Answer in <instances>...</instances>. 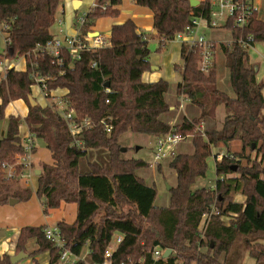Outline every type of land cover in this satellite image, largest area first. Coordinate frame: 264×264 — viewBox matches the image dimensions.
Masks as SVG:
<instances>
[{"label": "trees", "instance_id": "obj_1", "mask_svg": "<svg viewBox=\"0 0 264 264\" xmlns=\"http://www.w3.org/2000/svg\"><path fill=\"white\" fill-rule=\"evenodd\" d=\"M133 1L152 12L160 48L184 32L194 16L210 11V0H200L197 6H191V0ZM98 2L109 4L105 10L97 8L88 14L81 27L83 33L91 31L101 17L120 15L122 0ZM61 3L0 0V28L7 25L10 38L0 61L27 59L25 70L11 68L0 80V122L8 119L7 130L0 138V206L11 199L22 201L32 196L30 189H15L17 182L5 180L1 170L2 163L11 164L25 152L21 144V127L25 124L42 140L53 161L43 164L38 176L37 194L44 212L59 209L63 203L76 205L75 221L57 224L66 248L73 254L80 255L87 245L90 263L104 264L112 238L121 234L124 240L112 264H245L246 257L264 264V85L258 82L249 55L251 47L264 43V12L243 31L231 22L227 25L234 42L230 47L221 43L219 48L226 57L233 96L218 88L216 63L209 74L202 73L199 52L182 44L183 65H175L182 80L175 94L189 97L201 109V115L172 126L163 119L172 107L166 99L171 84L165 79L144 81L143 75L152 69L149 40L138 32L132 19L111 27L110 47L83 51L78 59L64 51L63 61L58 63L45 53L34 52L52 39L51 28ZM240 38L245 43H240ZM94 62L96 66L92 67ZM34 75L49 77L50 96L62 98L79 119L88 117L93 122V127L77 137L80 145L53 107L31 105ZM19 100L28 105L25 117H6L10 103ZM218 107L225 111L223 125L202 132L203 122L213 117ZM106 124L112 126L111 132H107ZM170 131L193 137V152L170 157L169 167L176 174L177 184L170 191L169 205L158 207L157 189L137 172L151 164L140 158H124L120 139L128 133L157 137ZM234 141H240L243 150L255 152V158L248 155V165L243 166L242 155L227 153L216 161L215 188H194L199 178L207 176L213 150ZM91 149L106 150L108 164L89 161ZM83 159L87 160V172L80 169ZM233 174L239 176L230 177ZM239 192L245 201L234 200ZM213 206L220 214L211 217L202 237L203 216ZM223 217L230 221L225 223ZM46 228H22L15 255L25 252L30 258L48 251L50 264H59L61 250L46 238ZM156 245L171 248L176 255L156 259L152 252ZM11 257L0 254V264H13ZM75 264H86V260Z\"/></svg>", "mask_w": 264, "mask_h": 264}, {"label": "rangeland", "instance_id": "obj_2", "mask_svg": "<svg viewBox=\"0 0 264 264\" xmlns=\"http://www.w3.org/2000/svg\"><path fill=\"white\" fill-rule=\"evenodd\" d=\"M131 0H122V4L120 5V10H123L127 7V4ZM96 2V1H95ZM94 2V3H95ZM102 18V19H101ZM99 18L100 25L104 23H110V19L112 17H101ZM151 22V21H149ZM223 21H221L222 24ZM55 25L51 28V31H54ZM147 30V31H146ZM148 35H154L156 38L157 33H154L152 30L145 29ZM102 32H106L103 30ZM2 31L0 30V53L3 52L5 48V41L2 38ZM200 34L205 36L207 39L214 38L217 42H224L230 38V33L223 29H202ZM180 48L181 42L179 40H173L165 47L160 48L159 40L156 38L155 40H149V49L151 51L150 61H158L159 67L161 69L158 72L163 74V79L169 80L168 82L171 84V91H174L177 84L181 82L182 77L180 72L176 69L175 65H183V61L180 55ZM250 55V63L255 67L258 68L257 70V80L259 83L264 85V43H257L255 46L249 49ZM17 63L16 61H13ZM18 64V63H17ZM152 64V63H151ZM23 65L18 64V68H22ZM216 67L218 70V88L222 91L227 92L231 96L233 93L230 88L229 83V70L226 65V57L223 54V51L218 47L217 55H216ZM264 94V88H263ZM32 97L41 105L45 102V98L40 90V87L36 84L32 88ZM167 100H170V105H178V102L182 103L184 110L180 113L176 111L173 112V125L181 124L183 121L184 113L190 119H194L201 115V109L198 108L193 102L189 99V97L184 96L182 98L177 97L175 94H171L170 92L166 96ZM48 101V100H47ZM52 104L53 99H49V102ZM27 104V103H26ZM21 102L13 103L9 105L6 109V117L9 114H16L21 110ZM28 106V105H27ZM174 116V117H173ZM22 118V117H21ZM225 119V111L223 107H218L215 115L211 118L206 119L205 125L203 126L204 130L209 129H220L223 125ZM8 125V119H4L0 122V138L2 137L1 134L6 132ZM24 126H26L24 124ZM193 137L188 136L185 140H183L177 147L175 153L181 154H189L193 152ZM123 148L127 150L124 152V158L126 159H133V158H140L151 165L147 168L140 169L138 175L145 179L149 185L154 186L158 191V197L156 200V206L158 207H166L169 205L170 202V191L171 189L177 184V178L175 172L170 169L169 163L170 158L163 161L161 164H153L152 163V152L155 143V137L153 136H145V135H135L128 133L121 137L120 139ZM220 153H229L231 155L237 154L242 155L241 164L243 166L248 165V155H250V159L255 158V152H252L250 149L243 150L242 144L240 141H234L229 145L220 144L219 147L213 150V155L209 160V170L208 174L205 178H199L197 180L196 185L194 188H203V187H215L216 183V174H215V165L216 161L218 160L217 154ZM35 168L39 167L42 168L43 164H51L52 158L50 155L49 150L46 148L45 144L42 140L38 141L37 151L35 154ZM88 159L91 162L98 163L100 165H107L108 164V154L106 150H94L91 149L88 155ZM251 164V163H250ZM264 164V163H263ZM80 169L82 172H87L89 170L87 166V160L83 159L80 163ZM239 175L233 174L230 177H238ZM15 189H30L32 192V196L29 200H22L16 204L11 205L6 204L7 207L0 208V242L5 241L7 238H12L13 235L24 227L27 226H41V225H53L57 224L62 219L67 221H74L76 217V206L67 205L66 208H59V209H52L48 211V214L44 212V205L42 200L39 198L37 194V178L35 177L34 180L26 186L25 183H16ZM171 187L168 189V187ZM234 200L239 202L245 201V196L243 194L236 193L233 196ZM73 209H70V208ZM225 223H228L230 220L228 217L222 218ZM253 242H255L253 240ZM48 252V251H47ZM47 252L41 253L45 254ZM49 253V252H48ZM89 253V247L86 245L81 252V260H86V264H91L89 259H87ZM40 255V254H39ZM38 256V255H37ZM35 257V256H34ZM34 257L31 258V264H41L43 263L48 257L43 255L40 259L35 261ZM245 264H255L254 260L250 259L249 257L245 258Z\"/></svg>", "mask_w": 264, "mask_h": 264}, {"label": "built area", "instance_id": "obj_3", "mask_svg": "<svg viewBox=\"0 0 264 264\" xmlns=\"http://www.w3.org/2000/svg\"><path fill=\"white\" fill-rule=\"evenodd\" d=\"M108 2L101 4L96 1L89 12L84 13L78 19V25L81 27L87 22V16L89 13L93 12L95 9L100 8L105 10L108 6ZM264 12V0H210V11L207 15L194 16L192 18V23L186 27L184 32L175 35L174 40H179L182 44L189 47L190 50L199 52L200 61L199 69L204 74H209L215 63L218 47L221 43H225L227 47H230L234 40L228 39L224 42H217L214 38L207 39L205 36L200 34L202 29H223L229 31L227 27L228 23L234 26V28L239 30L247 29L254 19H258L262 16ZM221 21L222 24H221ZM60 24L62 21L60 20ZM8 26L5 25L4 31L7 32ZM146 39V36H144ZM10 41L9 36L6 37L5 42ZM240 43H245L243 38L238 40ZM111 40L104 37L103 35H94L90 32L82 33L80 30L74 35H55L44 45L37 47V51L40 53H45L56 59L58 63H62V54L64 51H69L73 59L80 58V54L83 51H96L100 48L110 47ZM245 46H247L245 44ZM26 58V57H25ZM27 60V59H26ZM96 63L92 64L95 67ZM14 64L5 65L4 64V77L9 69L15 68ZM25 70V69H24ZM36 84L40 87L43 96L47 99L52 98L50 92L47 89V81L49 77H40L39 75H34ZM1 78L0 80H2ZM51 107L55 109L67 122L71 135L75 138V143L80 145L81 142L77 137L88 128L93 127V122L88 118L79 119L76 111L73 108H68L66 103L62 98H57L50 104ZM181 105L180 108H182ZM107 132H111L112 126L106 124ZM203 132V126L201 127ZM183 134L170 131L167 134L155 137V143L152 152V163L158 164L164 159L170 158L177 150L178 145L187 138ZM21 144L25 149L23 154L16 156L13 163H2L1 170L4 175V179L7 181H15L18 183H25L28 186L36 177V170L34 166L35 154L37 151V145L39 138L31 132H27L21 135ZM226 156L225 153L217 154V161H221ZM221 179L224 176L220 177ZM211 187L210 189H214ZM216 214L219 215L220 211L217 207L213 206L211 212L204 214L203 220L200 226L202 231V237H204V231L209 223L211 217ZM46 238L53 242L61 250V256L59 264H75L77 261L81 260L80 255L73 254L70 250L66 248V243L60 235V231L57 226H48L45 229ZM124 240V236L121 234H116L109 246L105 251V263L112 264L111 259L115 252L120 247ZM168 248H164L161 245H156L152 248V252L156 259H167L164 258V252ZM90 253V251H89ZM171 256V255H170ZM125 264V263H121ZM134 264V263H132Z\"/></svg>", "mask_w": 264, "mask_h": 264}, {"label": "crops", "instance_id": "obj_4", "mask_svg": "<svg viewBox=\"0 0 264 264\" xmlns=\"http://www.w3.org/2000/svg\"><path fill=\"white\" fill-rule=\"evenodd\" d=\"M95 1H98V0H62V3L60 5V8H59V10L57 12V15H56L57 24L54 27V31L53 32L51 31L52 35L53 36H55V35H61V36L74 35L79 30L82 32V30L80 29V27L78 25V19L84 13H87V12L90 11V9H91V7H92V5L94 4ZM119 9H120V6H119ZM129 19H132L136 23V25L138 27V32L144 34V36H146L147 40H153V39L155 40L156 38L158 39V33L154 29V26H153V14H152V12L148 8H145V7L137 5L133 0H131L127 4L126 8H124L123 10H120V15L118 17L110 19V23H104V24L100 25V21L101 20L98 19L96 21V24L91 27V31H89V32L94 34V35H103L104 37H106V38L111 40V27L113 25L123 24L124 22H126ZM60 20L62 21V24H60ZM149 21H151V22H149ZM145 29L152 30V31H154V33H157L156 38H155L154 35H151V36L148 35V33L146 32L147 30L144 31ZM0 30L3 33L2 34L3 35L2 38L5 41L6 37L8 36V33L4 31V27L0 28ZM103 30H106V32L105 33L102 32ZM227 32L230 33V38L229 39H231L232 38L231 37V30H229ZM6 44L7 43L5 42V47H6ZM4 51H5V48H4L2 53H4ZM181 51H182V43H181V48H180V55H181ZM13 61H16L18 64L22 63L23 67L22 68H18V64L13 62ZM151 63H152V69H151V71H148V72H146L143 75L144 81H146V82H157L160 79H163L164 78L163 74L161 72H158L161 69V67L157 66L159 62L151 60ZM4 64L5 65L14 64L16 66L15 68L17 70H24L27 67V60H26L25 57H22V58H19V59H13V60L2 59L0 61V79L3 78L4 75H5L4 71H3ZM256 70H258V68H256ZM166 81H169V80H166ZM56 94H58V93H56ZM171 94H175V90L174 91L170 90V95ZM182 97H184V96H181L179 98H182ZM57 98H60V97H52L51 99H53V101H54ZM167 101L170 103V100H167ZM17 102H21L22 105H21V110L19 112H17L15 115H20L21 117H25V115L28 112V106H27L26 102L23 101V100H19V101L11 102L10 105L13 104V103L15 104ZM47 102H49V99L45 98V102L43 104H46V105L50 106V103H47ZM46 105H44V106H46ZM181 105H182V103H180V102H178L177 106L176 105H172L171 111L169 113L165 114L163 116V119L166 120L169 124L173 125L174 123H173L172 114L176 110H177L178 113L179 112L181 113L184 110V107L180 108ZM184 118L190 119L187 116V114H185V113H184L183 119ZM206 119H208V118H206ZM205 122H207V121L205 120L203 122L202 126L205 125ZM27 132H30L28 127L23 125L21 127V135L24 134V133H27ZM4 134H5V132L2 133L1 136H3ZM191 153H189V154H191ZM167 159H169V158H167ZM167 159L162 160L158 164H161L163 161H165ZM34 166H35V161H34ZM35 170H36V172L40 171L39 167H36ZM36 178H37V188H38V175H36ZM18 202H19V200H18ZM14 204H16V203H14ZM11 205H13V204H11ZM67 205L70 206V205H73V204L63 203L60 208H66L65 206H67ZM5 207H7V205L0 206V208H5ZM70 209H73V208L71 207ZM76 212H77V208H76ZM75 219H76V217H75ZM75 219H74V221H75ZM62 220H65V219H62ZM62 220H60V221H62ZM65 221H67V220H65ZM74 221H72V222L67 221V222L73 223ZM57 224H58V222H57ZM57 224L47 225V227L48 226H57ZM41 226H46V225H41ZM19 234H20V230H18L13 235L12 238H7L5 241L0 242V254L8 253V254H10L12 256L15 255V245H16V242H17ZM31 248H33V247H31ZM43 255L47 256L48 258L41 264H50V262H49L50 253H48V252L45 253V254H40L38 256H35L32 259L37 261ZM88 255H89V253H88ZM30 262H31V258L28 257L25 260L21 261L19 264H31Z\"/></svg>", "mask_w": 264, "mask_h": 264}, {"label": "water", "instance_id": "obj_5", "mask_svg": "<svg viewBox=\"0 0 264 264\" xmlns=\"http://www.w3.org/2000/svg\"><path fill=\"white\" fill-rule=\"evenodd\" d=\"M190 2H191V6H197L200 4V0H191ZM106 86H108V84ZM29 100H30V103L32 106L37 105V101L32 96L29 97ZM122 150H123V152H125L127 149L123 148ZM40 174H41V171L36 172V175L39 176ZM170 188L171 187L169 186L168 189H170ZM17 202H18V199H11L9 203L14 204ZM170 255H176V254L173 252V250L171 248H168L165 250L163 257L168 258V257H170ZM26 258H28V254H26L25 252H20L16 255H13L11 257V261L13 264H19L21 261L25 260Z\"/></svg>", "mask_w": 264, "mask_h": 264}]
</instances>
